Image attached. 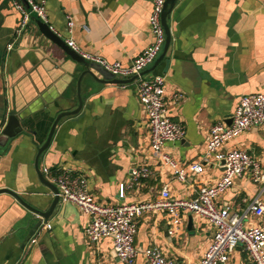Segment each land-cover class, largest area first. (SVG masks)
Returning <instances> with one entry per match:
<instances>
[{
    "label": "crops",
    "instance_id": "obj_1",
    "mask_svg": "<svg viewBox=\"0 0 264 264\" xmlns=\"http://www.w3.org/2000/svg\"><path fill=\"white\" fill-rule=\"evenodd\" d=\"M45 3L55 40L36 15L18 35L20 13L9 0H0V135L13 102L20 103L38 92L39 86L43 88L30 102L32 113L24 129L14 137L0 138V188L13 190L45 211L56 196L39 175L40 171L53 183L45 167L54 173L64 165L83 174L90 193L103 204L152 200L166 185L174 197L194 198L201 186L215 185L223 174L215 160L186 181L175 178L151 147L138 81H116L122 78L92 61V70L107 81L89 76L83 80L82 108L58 121L49 145L39 155L58 114L79 105L78 79L86 67L66 51V40L72 37L81 51L125 66L153 41L150 0ZM168 24L171 42L166 56L144 76L166 77L167 115L183 122L187 133L163 149L187 164L201 158L211 127L234 113L242 95L264 92V0H177ZM232 147L259 158L264 172V125L234 136L222 148ZM143 165L153 175L125 187L122 197L121 185L130 180L131 169ZM261 188L246 173L235 177L216 203L244 213ZM260 196L264 200V191ZM248 216L246 224L264 223V218ZM40 219L11 193H0V264H127L117 257L112 237L98 242L88 239V216L77 205L59 200L37 228ZM170 222L163 212L138 219L135 245L140 254L132 264H146L142 250L148 246L161 247L179 264L199 263L214 227L195 214L186 215L174 232L169 231ZM33 236L37 240L30 243ZM228 264L253 262L238 245Z\"/></svg>",
    "mask_w": 264,
    "mask_h": 264
},
{
    "label": "built area",
    "instance_id": "obj_2",
    "mask_svg": "<svg viewBox=\"0 0 264 264\" xmlns=\"http://www.w3.org/2000/svg\"><path fill=\"white\" fill-rule=\"evenodd\" d=\"M20 13L21 18L16 33L21 34L28 26L33 15L47 23L53 32L55 27L49 23L45 0H9ZM153 9L149 17V27L153 41L138 55L130 65L125 66L119 61H109L102 56L91 55L81 51L74 38L66 43L84 58L99 64L115 77L128 79L136 77L137 93L144 106L150 128V141L153 152L168 165L179 181H186L192 173L203 171L205 164L213 160L223 168V174L215 185H204L194 198L174 197L168 187L164 186L160 194L148 201L125 202L121 204H103L94 199L88 187V179L73 169L61 165L54 173L48 167L46 174L56 185V195L66 203L77 205L88 216L86 235L91 242L112 237L113 249L120 261L132 264L140 251L135 245L138 230V219L146 214L163 212L170 219V232H174L183 223L186 215L195 214L214 227L212 240L206 248L198 264H228L231 255L238 245H242L253 264H264V223L246 224L248 213L264 218V172L259 158L251 155L248 150L239 147L223 149L226 141L257 125H264V92L244 94L231 115L232 122L224 120L215 123L210 130L206 149L200 159L181 164L170 153L164 151L169 142L182 140L187 128L183 122L174 121L167 115L166 77L162 74L142 72L150 67L161 54L166 43V32L162 23V13L166 0H150ZM72 30L73 21L68 22ZM88 30V27L86 26ZM12 44L9 45V49ZM223 161H225L223 163ZM249 173L252 180L261 185L260 195L252 199L244 213L233 211L229 206H219L216 199L229 189L237 176ZM153 175L147 166H134L131 178L121 185L120 195L124 196L125 187L131 186L140 179ZM31 237L30 243L36 242ZM146 264H179L167 257L159 246H148L142 250Z\"/></svg>",
    "mask_w": 264,
    "mask_h": 264
},
{
    "label": "water",
    "instance_id": "obj_3",
    "mask_svg": "<svg viewBox=\"0 0 264 264\" xmlns=\"http://www.w3.org/2000/svg\"><path fill=\"white\" fill-rule=\"evenodd\" d=\"M176 2H177V0H166L165 6H164V10H163V13H162V23H163V26H164V29H165V32H166V43H165L164 48H163L161 54L159 55V57L156 59V61L150 67H148L147 69H145L142 72V75L154 71L156 66L166 56L168 47H169L170 42H171V32H170V28H169V24H168V17L171 14L173 8L175 7ZM41 22L43 23V28L46 29V30L48 29L50 34H51V37L55 40L57 35L49 29V26H48L47 23H45L43 21H41ZM67 48H68V50H66V51L69 53V55L73 59H75L76 61H78L79 63L83 64L86 67V69L84 71H82V73L80 74L79 79H78L77 90H78L79 105H78V108L75 109V110L62 111L61 113L58 114V116H57V118H56V120H55V122H54V124H53V126L51 128V131L49 133V136H48V139H47L46 143L39 148V155L49 145V142H50V140H51V138L53 136L54 129H55L58 121L64 116L71 115V114L79 112L80 109L82 108L83 101H84V97L82 96V83H83V80L86 77L89 76L91 78V80H93V81H97V82H106L107 81L106 77L105 78H99L98 77V75L95 73V71L92 70V66L90 65L91 62L88 59L84 58L82 55H80L79 53L75 52L70 46L67 47ZM104 71H106V70L104 69ZM135 79H136V77H131V78H128V79H118L116 81L124 82V83H128V82L130 83V82H133ZM42 91H43V88L41 86H39L38 87V92H34L32 95L26 97V99L24 101H22L20 103L13 102V104L11 105V108H10V113H9V116H8L7 123H6L3 131L1 132L0 138L4 137V139H6V138L14 137V136H16L18 133H20L24 129L23 126H24L25 120L32 113L31 112L32 109H31L30 102L34 98H36V96L38 94H41ZM226 120H225V122L227 124H230L232 122V117L229 116L228 119H226ZM224 162L225 161H223V163ZM38 171H39V169H38ZM39 175H40L42 181L44 183H46L47 185H49L53 189L55 194H56L58 192V189H57L56 185L51 183V182H49L47 179H45L44 175L40 171H39ZM1 192L11 193L15 197H17V199H19V201L21 203H23L26 207H28V209L33 211L35 214L40 215L41 219L39 220V222L37 224V228L41 225V223L43 222L44 219L49 218V216L52 214V212L54 211L55 207L57 206V204L59 203V200H60L59 196L56 195L54 200H53V202L51 203L50 207L47 210L43 211V210H41V209H39L37 207H34L31 204H29L21 196H19L16 192H14L13 190H11L9 188H0V193ZM189 226H190V228H193L192 217H190Z\"/></svg>",
    "mask_w": 264,
    "mask_h": 264
}]
</instances>
